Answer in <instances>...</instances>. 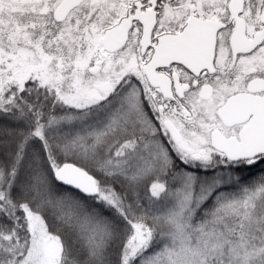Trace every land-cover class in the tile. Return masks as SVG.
Instances as JSON below:
<instances>
[{"label": "snow or ice", "instance_id": "snow-or-ice-1", "mask_svg": "<svg viewBox=\"0 0 264 264\" xmlns=\"http://www.w3.org/2000/svg\"><path fill=\"white\" fill-rule=\"evenodd\" d=\"M0 264H264V0H0Z\"/></svg>", "mask_w": 264, "mask_h": 264}]
</instances>
